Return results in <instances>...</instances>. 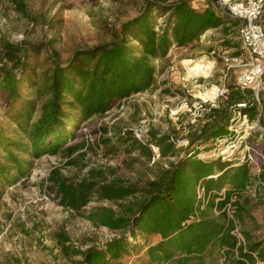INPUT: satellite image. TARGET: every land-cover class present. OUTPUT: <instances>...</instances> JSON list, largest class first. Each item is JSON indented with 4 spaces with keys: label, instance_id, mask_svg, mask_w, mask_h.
Wrapping results in <instances>:
<instances>
[{
    "label": "trees",
    "instance_id": "trees-1",
    "mask_svg": "<svg viewBox=\"0 0 264 264\" xmlns=\"http://www.w3.org/2000/svg\"><path fill=\"white\" fill-rule=\"evenodd\" d=\"M10 1L17 11L26 13L25 0ZM154 13L168 16L160 27ZM239 22L212 1L198 10L191 0H146L136 17L115 30L112 40L77 49L67 63L52 57L53 64L38 72L28 63L26 42L0 37V93L7 94L9 108L22 106L11 118L35 157L61 152L69 165H76L79 158L74 154H81L84 144H68L76 139L73 130L109 112L119 101L152 88L154 61L165 58L173 45L189 46L210 29H220L227 38ZM25 86L31 88V99L24 98ZM228 88V98L217 99L216 106L209 107L205 123L191 127L186 147H177L169 134L148 132L163 157L180 156L143 184L109 175L103 168H90L79 182L59 169L51 172L64 207L95 227L120 232L102 247L82 249L72 244L66 230L55 231L54 240L65 257L81 255V264H120L124 257L142 253L150 264L264 263V223L253 212L264 202V163L255 173L247 159L234 163L224 156L199 155L216 150L231 137L229 127L238 112L249 123L259 122L250 130L248 141L264 144V92H260L261 107L253 89ZM35 110L39 117L31 122ZM116 138L149 158L153 155L151 146L133 131L121 130ZM101 141L111 142L105 136ZM18 179L19 174L0 157V199ZM199 185L205 187V198L198 197ZM223 188L225 196L220 195ZM93 198L116 202L120 209L100 206L84 212ZM229 203L234 206L232 217ZM238 226L240 235L234 232ZM154 235L157 240L150 243Z\"/></svg>",
    "mask_w": 264,
    "mask_h": 264
},
{
    "label": "rangeland",
    "instance_id": "rangeland-1",
    "mask_svg": "<svg viewBox=\"0 0 264 264\" xmlns=\"http://www.w3.org/2000/svg\"><path fill=\"white\" fill-rule=\"evenodd\" d=\"M25 1L26 13L22 14L10 0H0V37L14 43L26 42L28 63L38 68L36 72L51 66L52 57L60 63H67L77 49L112 40L115 30L123 22L136 17L146 2ZM196 4L203 8L209 6V1L191 0V5L196 7ZM153 16L158 27L168 18L157 13ZM242 52L238 27H233L227 38L220 29L211 30L189 46L173 45L165 58L154 61L156 82L152 88L119 101L104 115L81 123L76 131L72 125L76 139L68 144H84L79 152L81 154H74L79 158L76 165H69L68 158L61 152L35 157L29 150L27 139L17 131L18 126L11 118L22 106L9 108L7 94L2 91L0 157L12 166L20 179L7 186L0 199V264H81V255L65 257L62 254L53 236L61 229L66 230L72 244L82 249L91 245L102 247L109 239L119 235L120 232L107 227H95L84 216L64 207L50 178L51 172L59 169L74 182L81 181L92 167L103 168L109 175L139 181L140 184L153 179L161 167L167 168L169 162L176 161L180 155L163 157L160 153V157L155 159L152 149L153 155L149 158L132 149L131 143L118 141L116 134L121 130L133 131L137 137L147 134V130L157 131L158 135H171L177 147H186L191 127L203 124L209 107L217 104L213 89L237 84L243 67L231 65L225 57ZM199 61L208 64L206 73L189 69ZM261 87L256 100L262 107L260 92H264V77ZM22 93L25 99H31V88L25 86ZM38 117L39 111L35 110L31 122ZM232 123L237 131H233L227 141L220 142L216 150L208 151L209 154L218 158L233 153L231 158L234 163H240L243 156L250 154L256 164L250 161L249 164L255 173H259L264 163V144H254L253 139L248 141V125L253 128L259 122L248 124L237 115ZM105 129L107 133H104ZM104 136L109 137L111 142L102 143ZM248 192L253 193L254 190ZM100 206L120 209L116 202L93 198L83 211ZM253 212L260 223H264V202ZM156 240L155 235L149 238L150 243ZM120 264L150 263L148 256L142 253L124 257Z\"/></svg>",
    "mask_w": 264,
    "mask_h": 264
},
{
    "label": "built area",
    "instance_id": "built-area-1",
    "mask_svg": "<svg viewBox=\"0 0 264 264\" xmlns=\"http://www.w3.org/2000/svg\"><path fill=\"white\" fill-rule=\"evenodd\" d=\"M222 11L229 16L238 19L240 21L238 27V36L241 41V47L243 52L239 55L232 57H225L227 61L231 62V65L242 66L243 69L237 79V86L242 89H253L258 98V93L262 88V80L264 77V0H221L217 3ZM229 88L227 86L217 87L215 99L228 98ZM259 100V99H258ZM215 105V103H213ZM203 105H201L202 107ZM241 117V113L237 114ZM243 119L249 124L247 117L243 116ZM145 122V121H144ZM251 130L252 126L248 125ZM231 132L235 131L234 124L229 127ZM237 131V130H236ZM147 132H149L147 130ZM137 138L143 143H148L154 151L155 159L160 157L159 147L150 142L148 133L145 135H138ZM233 154V153H232ZM232 154L224 156V159H232ZM247 159L248 161L256 164L253 156L245 155L241 161ZM227 192L226 188H223L220 195L225 196ZM205 187L203 185L198 186V197L205 198ZM232 202L236 200V196L232 197ZM227 211L230 217L233 216L234 206L232 203L228 204ZM239 226L234 231L240 235Z\"/></svg>",
    "mask_w": 264,
    "mask_h": 264
},
{
    "label": "bare ground",
    "instance_id": "bare-ground-1",
    "mask_svg": "<svg viewBox=\"0 0 264 264\" xmlns=\"http://www.w3.org/2000/svg\"><path fill=\"white\" fill-rule=\"evenodd\" d=\"M186 63L188 65V60L186 61ZM207 68H208V64L207 63L199 61V62H196V63L194 62V64L189 69L190 70H194L196 72H200L201 71V72L206 73ZM216 89H217V87H215L213 89V91H216ZM204 96H206V94Z\"/></svg>",
    "mask_w": 264,
    "mask_h": 264
},
{
    "label": "crops",
    "instance_id": "crops-1",
    "mask_svg": "<svg viewBox=\"0 0 264 264\" xmlns=\"http://www.w3.org/2000/svg\"><path fill=\"white\" fill-rule=\"evenodd\" d=\"M204 1H205V0H204ZM208 1H209V4H210V1H212L214 4H216L213 0H208ZM192 4H193V3H192ZM197 5H198V4H196V7H195L194 5H192V6H193L194 8H196V9H198V10H204V9L208 6V5H206V6H204L203 8H201V7H198ZM239 23H240V22H239ZM236 27H239V24H238L237 26H235V28H236ZM211 30H219V29H210V30H208L207 32H209V31H211ZM207 32H206V33H207ZM204 34H205V33H204ZM204 34H203V35H204ZM201 37H202V36H201ZM201 37H200V38H201ZM240 44H241V41H240ZM205 121H206V120H204L203 123H205ZM199 155H200V157H202V158H209V157H212V154H209V152H206V153H200Z\"/></svg>",
    "mask_w": 264,
    "mask_h": 264
},
{
    "label": "water",
    "instance_id": "water-1",
    "mask_svg": "<svg viewBox=\"0 0 264 264\" xmlns=\"http://www.w3.org/2000/svg\"><path fill=\"white\" fill-rule=\"evenodd\" d=\"M215 3H220L221 0H213Z\"/></svg>",
    "mask_w": 264,
    "mask_h": 264
},
{
    "label": "clouds",
    "instance_id": "clouds-1",
    "mask_svg": "<svg viewBox=\"0 0 264 264\" xmlns=\"http://www.w3.org/2000/svg\"><path fill=\"white\" fill-rule=\"evenodd\" d=\"M225 2H227V0H225Z\"/></svg>",
    "mask_w": 264,
    "mask_h": 264
}]
</instances>
